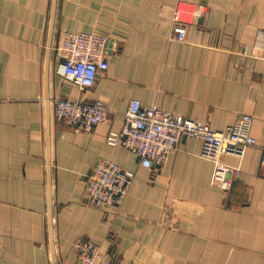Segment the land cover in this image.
Returning a JSON list of instances; mask_svg holds the SVG:
<instances>
[{
  "label": "crops",
  "instance_id": "0c3cea01",
  "mask_svg": "<svg viewBox=\"0 0 264 264\" xmlns=\"http://www.w3.org/2000/svg\"><path fill=\"white\" fill-rule=\"evenodd\" d=\"M193 12L184 41L173 15ZM64 30L109 37V66L91 86L63 73ZM102 100L108 121L75 130L52 98ZM221 130L242 113L258 139L223 154L229 185L213 182L202 143L183 137L162 165L121 143L132 99ZM264 0H0V264H78V238L98 264H264ZM135 172L118 209L85 203L98 158Z\"/></svg>",
  "mask_w": 264,
  "mask_h": 264
},
{
  "label": "built area",
  "instance_id": "2783aa9c",
  "mask_svg": "<svg viewBox=\"0 0 264 264\" xmlns=\"http://www.w3.org/2000/svg\"><path fill=\"white\" fill-rule=\"evenodd\" d=\"M172 37L184 41L187 37V24L194 20L193 12L177 6L173 15ZM109 37L97 30H64L57 43L59 57L63 58V73L79 86H91L98 74L108 68L107 47ZM55 115L59 120L75 130H89L110 118V109L102 100L83 102L68 97L52 98ZM253 116L242 113L224 129L217 130L208 123L192 119L183 114L164 109L158 104H143L138 98L131 100L124 112L121 131L109 130L106 142L121 143L139 158L147 167L162 165L169 154L178 147L183 137H195L202 143V155L215 164L213 182L219 186L229 185L228 173L240 166L224 164L223 154L243 156L245 148L258 143L251 134ZM264 165V147L261 153ZM135 172L119 163L98 158L87 175L85 203L107 209H118L122 204ZM78 264H98L101 258V245L89 238L80 237L75 242Z\"/></svg>",
  "mask_w": 264,
  "mask_h": 264
},
{
  "label": "water",
  "instance_id": "95a60500",
  "mask_svg": "<svg viewBox=\"0 0 264 264\" xmlns=\"http://www.w3.org/2000/svg\"><path fill=\"white\" fill-rule=\"evenodd\" d=\"M59 58H60L62 61H64L62 57H59Z\"/></svg>",
  "mask_w": 264,
  "mask_h": 264
}]
</instances>
